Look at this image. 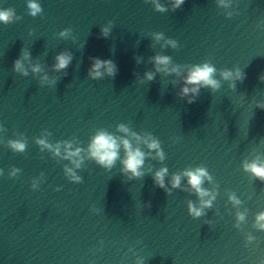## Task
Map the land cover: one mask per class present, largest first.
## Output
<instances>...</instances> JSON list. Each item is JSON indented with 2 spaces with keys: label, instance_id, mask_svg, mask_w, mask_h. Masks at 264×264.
I'll list each match as a JSON object with an SVG mask.
<instances>
[{
  "label": "water",
  "instance_id": "obj_1",
  "mask_svg": "<svg viewBox=\"0 0 264 264\" xmlns=\"http://www.w3.org/2000/svg\"><path fill=\"white\" fill-rule=\"evenodd\" d=\"M38 3L42 12L29 17L23 0H0V8L14 13L10 23L0 24V136L22 134L27 143L23 153L0 145V264H257L264 257V232L251 224L264 209V183L241 164L264 160V109L256 106L264 105V81L257 79L264 73V30L257 29H264V0H233L227 9L215 0H185L162 13L144 0ZM109 22L107 38H100ZM66 28L70 34L60 37ZM154 33L177 46L154 40ZM24 51L30 54L27 76L10 67ZM60 52L72 60L56 72L52 65ZM155 55L169 56L181 66L180 75L155 72L145 80ZM90 57L113 61L115 76L89 78ZM203 62L215 66L220 87L201 88L189 104L178 95L182 77L187 66ZM33 64L43 71L33 74ZM237 68L245 78L229 87L220 72ZM45 74L53 85H40ZM118 124L159 140L164 160L146 158L144 175L129 179L119 161L104 169L85 151L74 169L81 182H71L64 173L69 161L33 142L47 131L49 143L71 140L86 149L98 130L123 135ZM10 167L21 170L17 177H7ZM162 167L169 192L153 180ZM197 167L212 177L202 186L215 185L217 195L205 215L192 219L187 203L197 197L186 178L180 188L169 181ZM32 178L42 181L37 191L29 188ZM228 191L242 201L240 210L247 209L241 231L232 227ZM245 231L256 237L247 247Z\"/></svg>",
  "mask_w": 264,
  "mask_h": 264
},
{
  "label": "clouds",
  "instance_id": "obj_2",
  "mask_svg": "<svg viewBox=\"0 0 264 264\" xmlns=\"http://www.w3.org/2000/svg\"><path fill=\"white\" fill-rule=\"evenodd\" d=\"M145 3H150L152 8L156 12H166L178 9L185 0H165L164 3L161 0H144ZM217 7L229 8L233 0H215ZM24 14L29 17H35L42 12V8L38 3V0H23ZM227 17L233 15L232 12L225 13ZM14 19V13L11 9L0 8V24H8ZM111 22L108 27H101L99 29V37L107 38L110 29ZM258 30H264L257 26ZM71 29H63L58 35L60 37H66L70 34ZM153 38L156 41L164 40V44H167L175 48L176 42L171 39H164L162 33H154ZM163 47V45H162ZM30 54L26 51L22 52L21 57L10 61V67L12 71L18 72L21 75L27 76L28 69L24 67V63L29 61ZM153 65V72H145L144 79L151 81L154 78L155 72H163L164 74H176L180 75L181 66L173 65L171 58L165 55H155L149 58ZM72 56L70 53L60 52L54 57V63L52 70L61 72L68 67L71 63ZM90 65L88 68V76L91 79H102L104 76L114 77L117 72L115 63L111 60H101L98 57H90ZM171 65V66H170ZM30 69L33 74L41 73L43 70L38 64L30 65ZM217 69L214 65L203 62L200 64H194L187 66L184 71L181 87L178 91V95L181 98H186V102L191 104L194 102V98L199 94L201 88H210L215 91L220 87V81L215 78ZM221 79L229 81V87H235V81H242L245 78V74L240 69L228 70L225 69L220 72ZM257 79L264 81V73L260 74ZM40 85L45 84L51 86L55 83V79H49L45 74L40 77ZM258 108L264 109V105L257 103ZM117 132L123 135H114L104 130H98L90 138L86 149L78 147L71 140H60L55 143L48 142L49 132L44 131L39 137H34L33 142L38 146L40 151L47 150L53 157H57L61 160H67L72 165L64 167V173L71 182H81V177L75 174L74 169H78L83 161L81 153H87V157L94 161L97 165L104 169H111L117 161H119L122 174L127 175L129 179L139 178L144 175V162L146 158H154L159 161L164 160V152L160 147V142L150 133H146L143 136L131 131L126 125L118 124L116 127ZM4 129L0 126V132ZM18 135L19 138L5 140L3 136H0V145L6 146L10 151L14 153H23L26 149V139L22 134ZM141 145L147 149V151L141 148ZM121 151L123 156H121ZM154 153V155H153ZM242 170L247 173L251 178L259 180L264 183V160L252 159L246 160L241 164ZM20 169L16 167H10L7 172L9 179L15 178L19 175ZM4 170L0 169V177L4 176ZM42 175V174H41ZM153 180L157 187L165 189L169 192L170 189L165 186V177L168 175V169L162 167L155 171L153 174ZM182 178H186V183L191 191L196 195L197 202L193 203L188 201L187 213L192 219H197L205 215V209L213 206V201L216 198V186L213 185L211 189L204 188L202 185L205 181L212 184V177L208 171L203 167L185 169L182 172L175 173L171 176L169 181L172 188H180ZM41 180L32 178L29 183V188L32 191H37ZM59 191L57 187L53 189ZM227 201L235 209L234 223L232 227L238 231L242 230V226L246 222L247 209L240 210L242 201L232 191L226 193ZM205 223H211L205 221ZM251 229L264 232V209H261L255 213ZM243 239L245 247L252 243L256 237L251 232H243ZM257 264H264V257L259 258Z\"/></svg>",
  "mask_w": 264,
  "mask_h": 264
}]
</instances>
